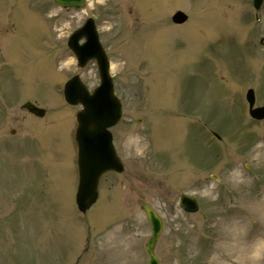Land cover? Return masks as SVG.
Listing matches in <instances>:
<instances>
[{
	"label": "rangeland",
	"instance_id": "374dc122",
	"mask_svg": "<svg viewBox=\"0 0 264 264\" xmlns=\"http://www.w3.org/2000/svg\"><path fill=\"white\" fill-rule=\"evenodd\" d=\"M49 3L0 0V264H68L80 253L78 264H92L104 252L96 253L98 232L111 253L103 264H147L145 202L164 219L161 264L220 256L256 264L264 120L249 115L245 96L253 88L255 107L264 104V2L259 11L252 0ZM179 9L190 17L184 26L171 21ZM86 17L96 21L123 103L112 132L125 170L105 176L101 199L82 215L71 136L80 107L65 102L62 87L75 74L90 90L98 85L96 64L79 68L67 45ZM27 100L46 116L22 109ZM183 193L198 199L199 212L180 208ZM225 237L240 238V252L231 254Z\"/></svg>",
	"mask_w": 264,
	"mask_h": 264
},
{
	"label": "water",
	"instance_id": "95a60500",
	"mask_svg": "<svg viewBox=\"0 0 264 264\" xmlns=\"http://www.w3.org/2000/svg\"><path fill=\"white\" fill-rule=\"evenodd\" d=\"M60 5L83 6V0H56ZM263 0H254L255 7L259 8ZM187 15L177 12L174 16L176 23H183ZM86 37L82 45L79 41ZM70 48L75 52L80 66L86 65L90 59L98 61L101 85L91 94L81 82L79 76L73 77L65 86V97L70 104H82L83 110L78 113V128L76 140L79 146L80 183L77 194V203L82 212H86L98 198V183L101 176L110 171L122 172L124 166L118 157L113 136L109 131L121 118V104L114 94L112 78L109 74V62L106 53L99 41L96 26L93 20L76 31L70 38ZM251 114L264 118V107L253 109L255 103L254 91L250 90L247 96ZM29 111L39 116L45 115V110L28 102L24 105ZM181 205L188 211H197L198 204L190 196L183 195ZM149 222L154 230L153 237L146 244L149 254V264H159L154 253L156 242L163 225L157 213L149 206L144 205Z\"/></svg>",
	"mask_w": 264,
	"mask_h": 264
},
{
	"label": "bare ground",
	"instance_id": "6f19581e",
	"mask_svg": "<svg viewBox=\"0 0 264 264\" xmlns=\"http://www.w3.org/2000/svg\"><path fill=\"white\" fill-rule=\"evenodd\" d=\"M112 68H113V66H112ZM257 153H258L257 156H258L259 160H264V143L262 145L258 146ZM255 209L264 222V200H262L261 202H258L255 206ZM241 228H242L241 224L234 223L232 225V229L240 230ZM260 233H262V235ZM260 233H257L256 236L258 238H257V241H255V246H257V251L260 252V258L256 264H264V230H261ZM241 242H242V240L240 238H235L234 240L227 241L226 237H225V243L228 245L227 247H228L231 254L240 252ZM245 250L247 252L249 250V248L245 247ZM215 264H224L223 263V257L220 256L216 260Z\"/></svg>",
	"mask_w": 264,
	"mask_h": 264
},
{
	"label": "flooded vegetation",
	"instance_id": "af4514ba",
	"mask_svg": "<svg viewBox=\"0 0 264 264\" xmlns=\"http://www.w3.org/2000/svg\"><path fill=\"white\" fill-rule=\"evenodd\" d=\"M102 190L100 189V192H101ZM101 199V193H100V198H99V200ZM98 200V201H99ZM105 233H97V234H95L94 235V238H93V240H94V243H95V245L96 246H98V249L96 250V253H98V254H100L101 253V250H104V252L101 254V256L98 258V260L97 261H95L94 263H92V264H103L104 263V261L105 260H107L108 261V257L111 255V253L110 252H107L106 251V247L105 246H102V245H105L106 244V242L105 241H103V239H102V236L104 235ZM106 235H107V232H106ZM108 238V237H107ZM96 255H94V257H95ZM80 259H82V256L80 257V256H78L77 257V261L78 260H80ZM102 260H104V261H102ZM100 262H102V263H100ZM70 264H78V263H70Z\"/></svg>",
	"mask_w": 264,
	"mask_h": 264
}]
</instances>
